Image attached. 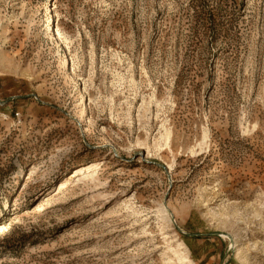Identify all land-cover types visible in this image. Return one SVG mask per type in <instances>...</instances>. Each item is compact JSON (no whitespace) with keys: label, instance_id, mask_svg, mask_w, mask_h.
<instances>
[{"label":"rangeland","instance_id":"374dc122","mask_svg":"<svg viewBox=\"0 0 264 264\" xmlns=\"http://www.w3.org/2000/svg\"><path fill=\"white\" fill-rule=\"evenodd\" d=\"M189 235L264 264V0H0V264H199Z\"/></svg>","mask_w":264,"mask_h":264},{"label":"crops","instance_id":"0c3cea01","mask_svg":"<svg viewBox=\"0 0 264 264\" xmlns=\"http://www.w3.org/2000/svg\"><path fill=\"white\" fill-rule=\"evenodd\" d=\"M190 237H186L188 240V247L191 250V253L195 254L196 261L199 262V264H208V261L213 259L215 257V253L213 251H208L207 253H203L204 251L199 252L197 249H195L192 246L193 236L189 235Z\"/></svg>","mask_w":264,"mask_h":264},{"label":"bare ground","instance_id":"6f19581e","mask_svg":"<svg viewBox=\"0 0 264 264\" xmlns=\"http://www.w3.org/2000/svg\"><path fill=\"white\" fill-rule=\"evenodd\" d=\"M184 258V257H183ZM182 259V258H181ZM186 260H187V257L184 259V261H185V263L184 264H187V263H189V264H192V263H190V262H186ZM182 261V260H181ZM183 261V262H184Z\"/></svg>","mask_w":264,"mask_h":264}]
</instances>
